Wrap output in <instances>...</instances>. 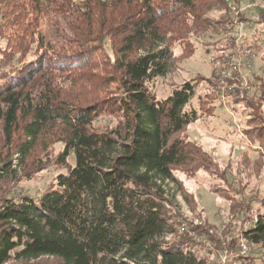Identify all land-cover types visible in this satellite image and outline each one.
<instances>
[{
    "label": "trees",
    "instance_id": "16d2710c",
    "mask_svg": "<svg viewBox=\"0 0 264 264\" xmlns=\"http://www.w3.org/2000/svg\"><path fill=\"white\" fill-rule=\"evenodd\" d=\"M240 2L0 0V264H206L167 240L178 231L166 205L169 183L182 190L174 170L208 168L183 134L200 119L188 109L197 84L161 98L154 81L174 42L211 31L231 49ZM257 15L261 31L243 43L261 50ZM107 41L114 60L97 61ZM51 167L46 189L18 190ZM261 203L242 236L264 249Z\"/></svg>",
    "mask_w": 264,
    "mask_h": 264
},
{
    "label": "rangeland",
    "instance_id": "374dc122",
    "mask_svg": "<svg viewBox=\"0 0 264 264\" xmlns=\"http://www.w3.org/2000/svg\"><path fill=\"white\" fill-rule=\"evenodd\" d=\"M262 10L264 0H241L238 4L234 31H240L241 42H250L254 32L260 33L257 14ZM224 14L208 16L219 20ZM213 34L191 37L185 45L172 43L167 76L154 81L161 98L186 82L197 84L188 109L197 110L200 119L183 134L201 147V158H207L204 164L208 166L194 175L187 173V167L174 170L182 190L169 183L170 202L166 205L176 215L178 231L167 240L186 243L206 264H240V257L247 256L264 261V249L242 236L256 215L255 209L264 202V91L260 81L264 79V43L259 41L261 50L251 47L255 56L225 77L222 70L227 68L234 45L221 51V42ZM112 46L111 41L105 42V50L96 60H114ZM251 118H256L252 122L256 121L258 130L248 131ZM257 135L260 139L252 138ZM55 176L51 167L21 182L18 190L36 194Z\"/></svg>",
    "mask_w": 264,
    "mask_h": 264
},
{
    "label": "built area",
    "instance_id": "2783aa9c",
    "mask_svg": "<svg viewBox=\"0 0 264 264\" xmlns=\"http://www.w3.org/2000/svg\"><path fill=\"white\" fill-rule=\"evenodd\" d=\"M225 37L230 40H233L235 38L237 39L233 46L234 49L229 55L227 68L222 70V75L228 77L231 76L234 72L239 71V63L243 62L244 60H250L255 55L253 54V49L251 48V46H248L240 41L242 35L240 34L239 30H229L225 33Z\"/></svg>",
    "mask_w": 264,
    "mask_h": 264
}]
</instances>
